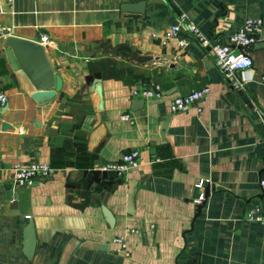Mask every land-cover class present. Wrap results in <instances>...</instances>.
Segmentation results:
<instances>
[{
    "label": "crops",
    "instance_id": "0c3cea01",
    "mask_svg": "<svg viewBox=\"0 0 264 264\" xmlns=\"http://www.w3.org/2000/svg\"><path fill=\"white\" fill-rule=\"evenodd\" d=\"M138 1L0 0V24L11 30L0 34V90L9 97L0 112V264H264V224L244 219L264 208V28L242 91L186 22L163 44L182 16L224 42L247 19L264 20V0H153L145 18L123 12ZM43 35L55 43L43 46L63 82L51 99L25 88L5 46L9 36L40 43ZM143 83L161 85L164 99L139 108L143 99L131 94ZM205 87L201 113L170 112L175 97ZM133 150L140 164L125 176L96 169ZM32 162L52 165L53 176L14 189L13 167Z\"/></svg>",
    "mask_w": 264,
    "mask_h": 264
},
{
    "label": "built area",
    "instance_id": "2783aa9c",
    "mask_svg": "<svg viewBox=\"0 0 264 264\" xmlns=\"http://www.w3.org/2000/svg\"><path fill=\"white\" fill-rule=\"evenodd\" d=\"M194 37L199 44L209 50L215 59L218 70L232 84L235 90L242 91L247 83L246 74L250 72L254 65V61L249 50L257 45L264 28V20L247 19L244 24L231 34L224 42H212L206 34H204L194 22L187 20L185 16L181 17L180 22L171 26L163 35V44L166 45L170 40L178 38L184 28ZM8 27L0 24V34L8 35L10 33ZM40 43L44 46L55 45L48 35L41 37ZM180 45L184 48L190 45L186 39L180 40ZM238 73L242 77L237 76ZM264 86V76L261 80ZM212 90L205 87L195 90L184 96L175 97L170 103V112L172 114H186L196 108L198 113L203 111L201 102L208 98ZM135 98H141L146 101H161L165 97L161 85L158 83H143L135 88L131 94ZM9 97L6 92L0 90V112L8 105ZM122 120L133 123L130 114H125ZM141 154L139 150H133L124 153L121 158L113 163L99 165L96 169L99 172L110 173L117 177L125 176L130 170L137 168L140 164ZM12 183L14 189H22L33 186L38 180H48L55 172L52 165L48 163L32 162L28 165L17 164L12 169ZM262 194L264 195V179L260 182ZM204 199V198H203ZM244 219L248 222L264 224V208L259 207L250 209L246 212ZM122 248L125 249V241L119 239Z\"/></svg>",
    "mask_w": 264,
    "mask_h": 264
},
{
    "label": "water",
    "instance_id": "95a60500",
    "mask_svg": "<svg viewBox=\"0 0 264 264\" xmlns=\"http://www.w3.org/2000/svg\"><path fill=\"white\" fill-rule=\"evenodd\" d=\"M152 1L153 0H139L135 3L124 4L122 10L123 12L139 14L145 18L147 6ZM5 46L8 48L7 53L13 60L16 70L19 71L18 76L22 84L30 93L35 95V98L45 97L51 99L62 90L63 82L61 78L54 73L46 54V48L43 45L36 41H28L15 36H9L6 38ZM255 46H258V44ZM97 91L101 100L99 108L102 110V88L100 85H98ZM144 105L145 100L143 99L139 102L138 107L142 108ZM170 119L171 116H166L161 130L162 137L166 133ZM213 190L214 187L208 184L205 189L204 199L197 207V214L194 221L201 215L202 209L206 205L207 199L210 197ZM12 194L14 197V189ZM133 196L134 190L129 195V202L131 205ZM262 196L264 197V195ZM105 215L110 225L113 226L115 220L112 213L106 210ZM25 243L26 256L31 259L36 249V231L33 222H30L26 227ZM103 249L106 250V247ZM70 255L71 254H68V259Z\"/></svg>",
    "mask_w": 264,
    "mask_h": 264
},
{
    "label": "trees",
    "instance_id": "16d2710c",
    "mask_svg": "<svg viewBox=\"0 0 264 264\" xmlns=\"http://www.w3.org/2000/svg\"><path fill=\"white\" fill-rule=\"evenodd\" d=\"M129 51L130 52L128 53V55L130 58L136 59L138 61H146L147 60V58H141L138 53L132 52L131 50H129Z\"/></svg>",
    "mask_w": 264,
    "mask_h": 264
}]
</instances>
